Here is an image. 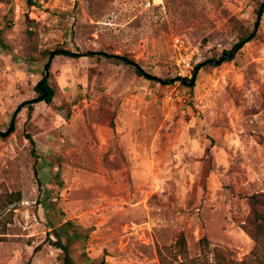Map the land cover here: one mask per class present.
<instances>
[{
  "label": "rangeland",
  "instance_id": "rangeland-1",
  "mask_svg": "<svg viewBox=\"0 0 264 264\" xmlns=\"http://www.w3.org/2000/svg\"><path fill=\"white\" fill-rule=\"evenodd\" d=\"M261 4L0 0V264H64L57 239L74 264L246 259V196L264 190ZM240 26L253 37L210 63ZM174 37L195 52L184 76Z\"/></svg>",
  "mask_w": 264,
  "mask_h": 264
},
{
  "label": "trees",
  "instance_id": "trees-1",
  "mask_svg": "<svg viewBox=\"0 0 264 264\" xmlns=\"http://www.w3.org/2000/svg\"><path fill=\"white\" fill-rule=\"evenodd\" d=\"M264 6L263 4L260 5V7L256 10V15L259 18L263 12ZM253 37V31H248L247 28H244L242 26L238 29V39L237 42L233 45L241 47L245 42L251 39ZM224 53V52H223ZM114 58L116 60H122L123 62L127 63V58L119 55H114ZM200 64V63H198ZM196 64V65H198ZM195 65V66H196ZM45 66H49L48 63L45 64ZM135 69V68H134ZM135 72L138 75H143L142 72L135 69ZM39 83L47 90V96L44 98L46 102H49L53 96V90L48 87L45 83V81L42 79ZM40 94L42 95V92L40 91ZM31 106H28V109ZM30 142H33L32 139H30ZM20 199V193L19 192H11L4 194V197L2 199L1 205L6 206L13 201H17ZM247 204L249 207V214L245 221L242 224V227L244 231L249 235V237L253 241V247L249 252V255L246 259H243L239 262H233L229 261L230 264H264V190L251 193L246 196ZM1 201V198H0ZM52 244H54L56 247L60 248L63 251V262L64 264H74L70 253L68 246L66 244L61 243L59 239L55 241H51Z\"/></svg>",
  "mask_w": 264,
  "mask_h": 264
},
{
  "label": "built area",
  "instance_id": "built-area-1",
  "mask_svg": "<svg viewBox=\"0 0 264 264\" xmlns=\"http://www.w3.org/2000/svg\"><path fill=\"white\" fill-rule=\"evenodd\" d=\"M171 45V58L174 63L175 72L179 76L187 75L192 70L194 50L191 49L188 42L179 37L172 38Z\"/></svg>",
  "mask_w": 264,
  "mask_h": 264
},
{
  "label": "water",
  "instance_id": "water-1",
  "mask_svg": "<svg viewBox=\"0 0 264 264\" xmlns=\"http://www.w3.org/2000/svg\"><path fill=\"white\" fill-rule=\"evenodd\" d=\"M237 49H238V46H234V47H233L232 49H230L229 51L224 52V53L222 54V56H221L220 58H218L217 60H211V59H210V60H208V61H209L210 63L215 64V65H216V64H219L220 62H222V61H224V60H226V59H230V58H232V56L235 54V52L237 51ZM65 52H67V51H65ZM87 53L89 54L90 52H87ZM99 53L102 54V55H104V56H107V55H108V54H106L105 52H99ZM52 55H53V54H51V56H52ZM126 62H127V64L133 66L136 70L142 72L143 75H145V76H147V77H150L148 74H146V73L142 70V68H141L136 62H134V61H132V60H129V59H127ZM204 63H205V62H204ZM200 66H201V64H198V65H196V66L194 67V69H193V76H192V78L190 79V82H189L190 85H192V84L194 83V80H195L196 74H197V72H198ZM46 76H47V69H45L43 80L46 78ZM175 79H180V80L183 81V82L186 81L185 78H180V77H177V78H170V79H168V80H161V79L157 78V80L160 81V82H170V81H174ZM37 88H38L40 91H42V95L40 96V99H44V98L47 96V90L41 85V83H39V84L37 85Z\"/></svg>",
  "mask_w": 264,
  "mask_h": 264
}]
</instances>
